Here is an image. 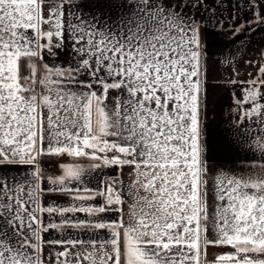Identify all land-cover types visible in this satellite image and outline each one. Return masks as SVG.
<instances>
[{
	"label": "snow or ice",
	"instance_id": "obj_1",
	"mask_svg": "<svg viewBox=\"0 0 264 264\" xmlns=\"http://www.w3.org/2000/svg\"><path fill=\"white\" fill-rule=\"evenodd\" d=\"M257 30L264 0H0V264H264Z\"/></svg>",
	"mask_w": 264,
	"mask_h": 264
},
{
	"label": "crops",
	"instance_id": "obj_2",
	"mask_svg": "<svg viewBox=\"0 0 264 264\" xmlns=\"http://www.w3.org/2000/svg\"><path fill=\"white\" fill-rule=\"evenodd\" d=\"M251 35V34H249ZM253 44L252 47H258L259 45H264V31L257 30L255 35L252 37ZM247 42V37L236 43H232L231 38H213L209 45V55L212 61L217 59H222L220 53L226 48L235 50L240 48L242 44ZM252 53L250 52V55ZM213 68L217 66L212 65ZM243 67L241 68V76L244 73ZM220 75L219 71L213 73V77ZM217 81L213 78L212 85L210 87V103L214 111L212 112V134L210 137L211 146L210 152L213 156L212 163L220 165L222 163H234L237 165H247L248 160L244 159V153L242 149L237 145V143L229 138L230 124L228 121L229 116V105L231 104V96L229 90L226 88H217Z\"/></svg>",
	"mask_w": 264,
	"mask_h": 264
},
{
	"label": "rangeland",
	"instance_id": "obj_3",
	"mask_svg": "<svg viewBox=\"0 0 264 264\" xmlns=\"http://www.w3.org/2000/svg\"><path fill=\"white\" fill-rule=\"evenodd\" d=\"M211 45V44H210ZM218 166L224 167L225 169H233L235 171H242L247 165H235L234 163H222Z\"/></svg>",
	"mask_w": 264,
	"mask_h": 264
}]
</instances>
